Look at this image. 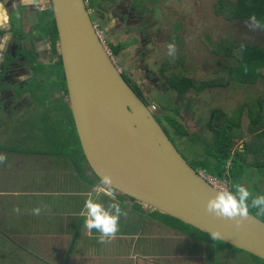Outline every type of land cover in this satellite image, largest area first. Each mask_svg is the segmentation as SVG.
Returning <instances> with one entry per match:
<instances>
[{"label":"water","instance_id":"water-1","mask_svg":"<svg viewBox=\"0 0 264 264\" xmlns=\"http://www.w3.org/2000/svg\"><path fill=\"white\" fill-rule=\"evenodd\" d=\"M74 127L101 180L152 209L264 260V221L208 211L218 190L193 168L120 73L85 0H50Z\"/></svg>","mask_w":264,"mask_h":264},{"label":"crops","instance_id":"crops-1","mask_svg":"<svg viewBox=\"0 0 264 264\" xmlns=\"http://www.w3.org/2000/svg\"><path fill=\"white\" fill-rule=\"evenodd\" d=\"M10 134L0 126V142L4 144H0V227L18 248L29 249L41 262L48 256L53 264L74 260L80 264L86 260L90 264H113L112 260H116L114 264H139L141 260V264H178L168 258L186 254L184 246L191 241L187 231L162 223L163 216H157L161 214L139 202L136 204L140 209L136 208V200L119 194H114L121 208L118 229L101 239L95 229L85 227V218L80 214L87 194L97 184L86 160L54 141L51 148L41 141L24 143L21 131L11 130ZM92 198H98L108 211H115L103 193H93ZM34 208L40 211L33 212ZM136 210L145 212L140 213V220ZM44 244L46 248L41 250ZM199 245L193 257L207 264L205 245ZM49 248L53 250L45 251ZM163 255L168 257L156 258Z\"/></svg>","mask_w":264,"mask_h":264},{"label":"rangeland","instance_id":"rangeland-1","mask_svg":"<svg viewBox=\"0 0 264 264\" xmlns=\"http://www.w3.org/2000/svg\"><path fill=\"white\" fill-rule=\"evenodd\" d=\"M214 2L215 0H161L159 9V13L161 12L159 19L160 26L158 29L159 34L154 39V51L153 54L149 57L147 56L143 61L152 69L154 75L158 77L159 85L163 84L161 88L157 87L144 73L139 71L131 73L138 78L140 83L143 82L142 84H138L141 89L137 87L140 91L139 93L141 95L144 94L145 99L155 106L156 110L152 111H154L160 123L166 127L170 137L173 138L175 146L186 158L190 157L191 155H189V153L192 152V149L190 150L186 146L189 138L186 135L176 137L175 133H171V127H168V124H166L165 115L176 114L185 126L188 134L192 135L198 133V136L202 140L211 142L212 134L208 131L206 126L212 109H221L225 114L230 116L236 113L243 103H248L252 106L255 99L264 98V78L256 79L252 83H235L231 80L225 87H204L198 91L189 88L183 95H178L175 90L166 86L167 83L159 72L160 64L165 57L172 56L176 53L182 54L184 56L183 66L186 67L188 71H199L204 74H208L216 68L222 67L223 64L230 62V59L212 53L207 46L206 40L218 43L222 36L227 35L233 43H256L264 48L263 26H259L255 20L252 19L226 20L221 15L214 13ZM13 3L15 4V1H13ZM91 18L94 20V15H91ZM98 25L104 34L105 23L99 22ZM104 36L108 45L109 39H107L106 34H104ZM169 44L174 46V53L171 55L168 52ZM41 46L47 48V41L43 39ZM150 46H152V44H150ZM117 59L118 62L119 60L123 62V64H121L122 67L126 65L125 62L127 61V57L124 58L125 61L121 56H117L115 61H117ZM43 60L47 61L48 59ZM46 85L47 84H45V86ZM30 86L33 87V84H30ZM41 86H43V84H41ZM163 86H166V88H163ZM42 90L43 88L33 91L43 95ZM42 107L44 108L46 106ZM51 107L53 110L48 117L41 113H35L33 117L25 119V123L21 126L23 127L22 131H24L21 135L22 140L26 144H30V142L39 144L40 140L37 141L36 139L40 137L42 138L41 143L43 146L50 145L51 148H54L53 139L58 137L66 147L70 148L71 146L67 143L68 138H70L72 145L78 149L77 137L74 135L72 120L69 117L68 103L61 102L55 105L52 104ZM64 115V121L67 118V128L63 121ZM68 124L71 126V129L68 127ZM68 130L71 134L67 136ZM196 139V134L192 135L191 140ZM237 143L236 141L235 145ZM0 144L2 143L0 142ZM194 144V148L200 151L201 147L197 143ZM78 152H80V150H78ZM241 177L243 179L242 185L248 188L250 194L253 192L256 193L257 189H260L262 191L261 194H264V175H258L253 170L249 169L248 172ZM135 206L139 208L136 201ZM146 208L147 210L151 209L147 206ZM136 213H139L137 219L140 220L142 218L140 213L145 212L136 210ZM261 214L264 218V213L261 212ZM163 218H166V216H163ZM183 228L187 231V234L191 236V241L188 245L185 244L184 246L186 254L181 255L177 253V255H181L182 257L171 256L168 258L174 260L178 264H204L198 257H193L195 254L194 250L201 246L199 245L200 243L205 245V253L209 255V262L207 264H264V260L258 259L244 250L234 248L190 226L184 225ZM0 230L2 239L0 246V263L41 264V261L35 258L34 255L29 252V249H25L23 246L18 248L16 243L14 244L12 241L8 240V238L3 239V236H5L4 234H8V232L2 231L1 227ZM22 244L25 243H17V245ZM45 248V244L40 247L41 250ZM40 249L34 251L41 253ZM49 250V252H51L53 249L49 248ZM74 251H77V249ZM73 255L75 254L73 253ZM164 256L168 257V255H163L156 258L158 260H163ZM141 258L142 257H137L135 259ZM130 260L133 262L132 259ZM141 261L139 264H141ZM115 262L116 260H112L113 264ZM90 263L89 260H86L85 264ZM69 264L80 263L74 260L73 263L70 261Z\"/></svg>","mask_w":264,"mask_h":264},{"label":"flooded vegetation","instance_id":"flooded-vegetation-1","mask_svg":"<svg viewBox=\"0 0 264 264\" xmlns=\"http://www.w3.org/2000/svg\"><path fill=\"white\" fill-rule=\"evenodd\" d=\"M13 1H15V4ZM0 4L8 10L9 16L7 24L0 26V126L8 130L9 134L12 130L14 133L21 131L22 135L24 131H22L23 127L21 126L25 123L26 118L33 117L35 113H41L48 117L53 110L52 104L64 102L69 105V99L57 32L56 37L51 38V33L47 29L51 24L50 0H0ZM86 4L90 15L95 17L93 21L97 24L99 22L105 23L104 34L109 39L108 43L112 47L118 48L115 57L121 56L124 61V58L127 57L124 67L121 66L123 64L121 60L118 62L117 59L116 63L121 75L140 98L142 100L145 99L144 94L141 95L137 89L139 87L138 84L143 82L140 83L138 78L131 74L135 71L144 73L153 84L161 88L163 83L159 85L158 77L154 75L152 69L143 61L147 56L149 57L153 54L154 51V39L159 34L161 0H86ZM43 39L47 41V48L41 46ZM62 81H64L65 87L62 85ZM30 84H33V87ZM45 84L47 85L45 86ZM166 86H163V88H166ZM41 88H43V95L33 91ZM42 106L46 107L43 108ZM152 113L156 118L154 111ZM64 117L65 115L63 116V121ZM69 117L72 119L71 111L69 112ZM156 120L158 121L157 118ZM64 124H67V118ZM68 127L71 129L69 124ZM166 133L174 143L169 133ZM69 134L71 133L68 130L66 135L68 136ZM194 134H196L197 139L191 140ZM194 134H189L191 138L188 139L186 144L190 150L192 149V152L189 153L191 156L196 155L194 143L199 145L198 142H200L198 133ZM40 141L42 142V138H40ZM53 141L56 145H64L58 137L54 138ZM203 141L206 145L209 143L208 140ZM77 142L78 149L72 145L70 138L67 140V143L71 146L70 150L73 153H79L85 159L82 150H80L78 136ZM236 146L241 149L242 143L238 142ZM249 169L258 174L254 168H248L243 175ZM95 178L98 183L100 179L96 175ZM242 180V178L239 180V184H242ZM112 191L114 194L120 193L113 188ZM261 193L262 191L257 189L256 193L253 192L250 195ZM122 196L129 198L125 194ZM136 202L139 201L136 200ZM144 206L146 207L147 205L144 204Z\"/></svg>","mask_w":264,"mask_h":264},{"label":"trees","instance_id":"trees-1","mask_svg":"<svg viewBox=\"0 0 264 264\" xmlns=\"http://www.w3.org/2000/svg\"><path fill=\"white\" fill-rule=\"evenodd\" d=\"M213 11L226 20H251L255 18V22L264 27V0H215ZM50 15L51 24L47 29L51 33V38H53L56 37V27L51 9ZM219 42L214 43L206 40L212 53L224 56L226 59H230V62L208 74L199 71H188L183 66L184 56L182 54L176 53L165 57L160 64L159 72L165 79L167 87L175 90L178 95H183L189 88L198 91L204 87H225L231 80L235 83H252L256 79L264 78V48L262 46L256 43H233L227 35L222 36ZM108 46L115 56L118 48L112 47L110 43ZM62 85L65 87L64 81H62ZM144 102L150 105L148 100L144 99ZM165 119L168 127H171V133H175L176 137L186 135L191 138L176 114L165 115ZM72 126L74 135L77 137L73 122ZM206 127L212 134L211 142L206 145L198 137V140H200L198 143L202 151L195 149L196 155L185 157L193 168H202L218 178L224 177L230 187L232 184L239 183L241 176L248 168H254L258 174L264 175V98L255 99L252 106L243 103L239 110L230 116L225 114L223 110L214 108L210 111ZM163 128L167 132L166 127L163 126ZM236 141L242 143L241 149L236 147ZM119 195L122 196L123 193L120 192ZM252 196L254 195H250L249 199ZM153 210L155 213L166 216L162 223L172 228L185 232L183 226L187 225L200 231L175 217ZM248 211L264 221L261 212L257 208L250 206ZM4 235L3 239L8 238L10 240L8 234ZM1 240L0 236V246ZM252 256L261 259L255 255ZM49 262L50 259L46 256L41 264H53Z\"/></svg>","mask_w":264,"mask_h":264},{"label":"clouds","instance_id":"clouds-1","mask_svg":"<svg viewBox=\"0 0 264 264\" xmlns=\"http://www.w3.org/2000/svg\"><path fill=\"white\" fill-rule=\"evenodd\" d=\"M8 10L0 4V26L6 25L8 22ZM253 20L255 18H252ZM169 54L174 53V46L168 45ZM110 177L103 176L101 180L93 185L91 191L87 194L83 203L81 215L84 216V224L88 230L95 229L100 238L111 236L118 229V218L121 214L119 202L116 201L112 188L110 187ZM98 196L103 193L111 203L110 208H114V212L108 211L102 203L92 198V194ZM250 198V192L247 187L242 184L235 183L231 187L225 186L215 191V195L209 197L205 201V208L216 215L234 219L237 217H245L248 215L249 207H255L260 212H264V194H256ZM39 208H34L33 212L38 213Z\"/></svg>","mask_w":264,"mask_h":264},{"label":"built area","instance_id":"built-area-1","mask_svg":"<svg viewBox=\"0 0 264 264\" xmlns=\"http://www.w3.org/2000/svg\"><path fill=\"white\" fill-rule=\"evenodd\" d=\"M86 2V0H85ZM94 22V21H93ZM94 27L97 31V34L99 36V38L102 40L103 43H105V45H107V41L106 38L103 34V31L101 30V28L99 27V25L97 23L94 22ZM108 46V45H107ZM109 47V46H108ZM108 50L111 52L110 48H108ZM112 53V52H111ZM115 58V56H114ZM151 111L155 109V106L153 104H150L147 106ZM196 171L199 173V175L205 179L211 186H213L214 188L220 190L225 186H229L228 181L223 177V178H218L215 175L210 174L209 172H207L206 170L202 169V168H198L196 169Z\"/></svg>","mask_w":264,"mask_h":264}]
</instances>
